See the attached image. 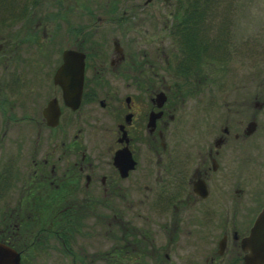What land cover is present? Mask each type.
<instances>
[{
    "label": "flooded vegetation",
    "instance_id": "1",
    "mask_svg": "<svg viewBox=\"0 0 264 264\" xmlns=\"http://www.w3.org/2000/svg\"><path fill=\"white\" fill-rule=\"evenodd\" d=\"M175 8L146 29L143 60L120 29L48 71L0 68V242L19 264H245L264 205V80L257 99L220 103L216 76L201 82L204 38L171 51L197 22ZM64 49L83 54L77 96Z\"/></svg>",
    "mask_w": 264,
    "mask_h": 264
},
{
    "label": "rangeland",
    "instance_id": "2",
    "mask_svg": "<svg viewBox=\"0 0 264 264\" xmlns=\"http://www.w3.org/2000/svg\"><path fill=\"white\" fill-rule=\"evenodd\" d=\"M174 8L179 11L176 19L197 22L188 23L194 27L187 26V30L181 28L182 21L172 23L182 29L172 34V53L175 46L177 51L190 46L184 44V36L201 35L206 42L200 57L201 82L216 76L220 103L222 99H241L242 91L250 94L246 99H257L253 93L259 95L264 80V0H0V68L10 78L26 67L31 69L32 59L37 58L38 67L47 70L62 48H85L99 34L107 41L113 35L138 36V58L143 60L142 49L147 56L146 29L168 18V10ZM97 15L100 22H96ZM8 109L2 107L0 115Z\"/></svg>",
    "mask_w": 264,
    "mask_h": 264
},
{
    "label": "water",
    "instance_id": "3",
    "mask_svg": "<svg viewBox=\"0 0 264 264\" xmlns=\"http://www.w3.org/2000/svg\"><path fill=\"white\" fill-rule=\"evenodd\" d=\"M63 62L61 64V69L67 72L69 70V60L71 57H75L77 64L74 65L73 71L75 76V89L74 92L79 95L81 78H82V56L83 54L79 51L72 49L63 50ZM63 92L68 93L66 86H63ZM77 100V98H76ZM49 106L44 110V113L47 117L52 116L47 113ZM56 111L53 113L55 117L54 121H48L50 124L56 121V116L58 112L57 106ZM244 248L247 252L244 255L245 264H264V205L256 215L253 220V223L249 229L248 234L244 238ZM0 264H19L18 254L11 247L0 242Z\"/></svg>",
    "mask_w": 264,
    "mask_h": 264
},
{
    "label": "trees",
    "instance_id": "4",
    "mask_svg": "<svg viewBox=\"0 0 264 264\" xmlns=\"http://www.w3.org/2000/svg\"><path fill=\"white\" fill-rule=\"evenodd\" d=\"M177 13H179V11H177Z\"/></svg>",
    "mask_w": 264,
    "mask_h": 264
}]
</instances>
